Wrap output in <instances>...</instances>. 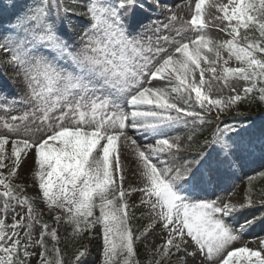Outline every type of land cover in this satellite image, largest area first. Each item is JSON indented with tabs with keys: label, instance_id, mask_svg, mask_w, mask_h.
<instances>
[{
	"label": "snow or ice",
	"instance_id": "snow-or-ice-1",
	"mask_svg": "<svg viewBox=\"0 0 264 264\" xmlns=\"http://www.w3.org/2000/svg\"><path fill=\"white\" fill-rule=\"evenodd\" d=\"M188 6L190 19L167 0L0 4V264H88L86 248L62 254V223L70 244L98 238L100 264H140L137 244L157 235L147 264H264V239L246 240L264 214L244 215L264 198L194 195L264 155V129L221 119L264 103V0ZM211 82L230 94L213 97ZM25 168L55 227L16 182Z\"/></svg>",
	"mask_w": 264,
	"mask_h": 264
},
{
	"label": "rangeland",
	"instance_id": "rangeland-1",
	"mask_svg": "<svg viewBox=\"0 0 264 264\" xmlns=\"http://www.w3.org/2000/svg\"><path fill=\"white\" fill-rule=\"evenodd\" d=\"M169 1H170L169 4L167 3L168 7H172L174 10L178 11L179 14L182 15L185 19H190L191 9L189 8L188 5L191 3L192 6L194 7V0H182L179 8L175 7L177 5L176 0L174 1V3H171V0ZM20 2L23 5L24 0H20ZM9 3H11V0H0V4H9ZM209 12H210V15L207 18L209 21H212L211 14H213L215 10L210 9ZM0 26H3V27L8 26L7 21L4 19H0ZM189 34L192 35V33H189ZM207 34L212 36L214 39L223 40L227 38L223 33H220L217 31L214 23H210ZM230 66H236L235 62L233 61ZM214 83H217V82H214ZM240 83L241 85H243V82H240ZM3 84H4V81H0V85H3ZM221 89H222V85H221ZM8 92L15 93L17 97H19L22 94L20 89L16 88L15 86L11 84L7 86L5 94H7ZM211 94L213 95V97H218V96H227L230 93L228 92L227 89H223L221 92H218V93L214 92L212 89ZM13 114H20V113L17 112ZM3 115H4L3 113H0V117H3ZM236 115H237V112L233 110V111L227 112L226 114H223L221 119L222 121L227 122L226 119H223V117L226 116L228 118H231L232 122L235 124V128L240 127L243 124L244 126L242 128H248L250 132H254L257 134L259 133L261 129H264V118L254 120L253 122H245L244 119L241 117L235 119ZM242 128L241 130L243 131ZM212 130H213L212 127L205 126L204 130L202 132H198L197 135L201 133L212 132ZM187 133H188L187 129L180 128L179 130L173 132L172 135H180L181 137H185ZM135 135L137 137H140L139 133H135ZM140 138L142 141H147L148 139H150L147 136L140 137ZM184 155H186V153H184ZM129 159H131V157H129ZM260 172H264V155H262L259 151H255L253 155L246 158L241 168L238 167V168L233 169L232 173L221 176L218 182L214 184L212 187L208 188L206 191L194 193V195L204 197L207 199H216L217 197H224L225 199H230L234 203L239 202L243 196L242 192L244 190L245 182L249 180L250 177L253 178V177L260 176L259 175ZM27 173H28V168H25L24 170H22L20 173V178L16 182L24 183L26 185L27 187L26 194L29 196L30 199L35 198L36 202L34 203L33 206L36 207L38 211H40L42 214L50 213L47 210L46 206L42 203L40 197L38 196L37 189L34 187H31L32 180L29 176H27ZM128 176H129L128 183H134L136 178L135 176H133L131 171H129ZM261 198H264V195L259 196L257 201H259V199ZM132 199L134 201L137 200L138 195L134 194ZM251 214H255L256 217L259 218L262 214H264V209H260V206L257 203L253 206L252 209L246 210V212L244 213L245 216H249V217ZM137 215H139V210L137 211ZM140 223H143V222L141 221ZM62 225L63 223L60 225V227ZM133 225H134V230H135V227L137 226V222L133 221ZM35 231H36V234L38 235L39 225L36 226ZM63 238L64 237H62L60 248L61 246L66 244V241ZM258 239H264V231L261 230L260 226H257L251 229L247 233V237H246V240L253 246L255 245V242ZM154 243H159L158 235L150 236L147 240L143 242H139L137 244V248L138 247L141 248V255L145 256L147 260L150 258V251H146V246H148V248L150 249ZM93 245H96L97 247L93 249L94 248ZM82 248L87 249L88 255L86 256V259L88 261V264H100V260H98V257L100 256V247L98 243V238H93L91 242L90 241L87 242ZM74 251H72V253L70 254L65 253V251H63L62 254L65 255V257L68 255V258L70 259L73 256ZM147 260L143 264H147Z\"/></svg>",
	"mask_w": 264,
	"mask_h": 264
},
{
	"label": "trees",
	"instance_id": "trees-1",
	"mask_svg": "<svg viewBox=\"0 0 264 264\" xmlns=\"http://www.w3.org/2000/svg\"><path fill=\"white\" fill-rule=\"evenodd\" d=\"M253 95H256V94L254 93ZM239 109L244 114H249L251 117H254V118L264 117V104L259 102L258 96H257L256 100L249 99L248 101H242L240 103ZM198 139L200 140V145L202 146L203 141L205 139H211V133L205 134V135L204 134L198 135ZM197 147H198L197 145H193V148L189 150L190 151L189 153L194 155L195 151L197 150ZM249 187L252 188L253 198L256 199L258 195L264 193V177L261 176L257 179H253L252 181H249L247 184L246 191L248 190ZM97 214H98V209H97ZM42 216H43L44 221L48 222L52 227H54L55 221L52 219L51 214L47 215V213H45ZM59 232H60L61 236H64V237L68 236L71 233V227L69 225L63 224V226H62V228H60ZM66 245H65L66 249L71 250L75 246V243L70 244L68 241H66ZM49 246L51 247V245H49ZM93 247L96 248L97 246L94 245ZM143 259H144V257L140 256L139 262L141 263V261Z\"/></svg>",
	"mask_w": 264,
	"mask_h": 264
},
{
	"label": "bare ground",
	"instance_id": "bare-ground-1",
	"mask_svg": "<svg viewBox=\"0 0 264 264\" xmlns=\"http://www.w3.org/2000/svg\"><path fill=\"white\" fill-rule=\"evenodd\" d=\"M175 0H171V3H174ZM177 1V0H176ZM182 1V0H181ZM169 0H167V3L169 4ZM211 87L213 89L214 92L218 93V92H221V85H219L218 83H214V82H211Z\"/></svg>",
	"mask_w": 264,
	"mask_h": 264
}]
</instances>
